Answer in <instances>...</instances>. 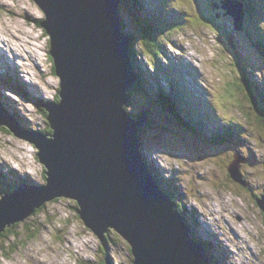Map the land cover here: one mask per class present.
Wrapping results in <instances>:
<instances>
[{
  "label": "rangeland",
  "instance_id": "rangeland-1",
  "mask_svg": "<svg viewBox=\"0 0 264 264\" xmlns=\"http://www.w3.org/2000/svg\"><path fill=\"white\" fill-rule=\"evenodd\" d=\"M138 1L140 3L126 0V11L120 13V16L128 15L130 18L128 25L134 33H129L132 34L135 50L139 53L143 51L139 46V30L144 21L152 18L151 22L161 24L166 23L168 18V23H172L174 18L175 23L166 26L170 30L167 36L153 31L160 45L157 49L175 66L170 68L178 71L172 70L173 75L187 80L190 77L185 73L189 66L196 79L191 84L184 80V89L190 91L191 97L201 101V105L206 104L201 99L203 92L209 101L214 100L213 107L218 109L222 125L210 119V129L224 126L227 137L232 132L229 122L243 125L236 129L237 135L232 134L236 139L235 146L219 147L216 144L211 148L203 147L198 157L183 141L180 140L179 145L176 136L179 131L172 124L165 130L173 133L158 132L160 125L168 123L161 115L155 123H151L152 127L149 125L155 130L149 128L142 135V149L147 163L149 165L150 161L152 168L156 169L161 183L175 190L185 220L194 228L192 232L195 230L193 236L210 244L208 254L215 257L218 264H264V214L255 202V197L264 192V131L256 121L262 110L255 104L251 107L240 89L230 97L231 103L228 99L226 105L217 101L223 90L231 89L229 85L233 88L239 85L233 59L220 36L222 31V35L226 31L221 23L218 28H213L208 21L207 24L204 22L213 20V17L202 10L201 6L205 7L202 0H171L166 10L161 8L163 0ZM216 2H212L213 11H217ZM156 5L160 8L159 13L153 11ZM44 18V13L32 0H0V50L9 59L7 63H0V83L3 87L0 89V102L6 110L13 111L10 99L17 101L18 105L14 102V114L24 126L34 130L46 129V118L37 106L41 99L55 100L59 82L49 58L50 37L35 24ZM262 24L264 32V20ZM156 27L152 25V29L159 30ZM233 29L234 26L227 28L236 39H247L246 33L240 34ZM12 45L20 55H15ZM242 45L238 51L241 58L247 65L253 66L249 78L256 91L264 94V65L244 43ZM160 53L152 57L147 52L150 65L153 66L154 58H160ZM135 60L138 63L136 68L142 67L147 80L148 77L155 78V70L148 64L144 53ZM6 64L10 71L5 68ZM155 64L167 69L161 59H156ZM182 64L184 67L179 66ZM157 83L159 78L152 81V87H156ZM197 87L202 90L201 93ZM131 105V113L136 118L146 114L143 111L150 107L139 95L131 96ZM218 114L212 110L210 116L218 119ZM186 136L193 139L188 133ZM196 146L199 144L196 143ZM240 149L247 160L241 166V173L247 179L250 191L242 190L226 171L232 151ZM36 152L33 144L15 138L7 129L0 128V173L8 176V180L12 177L10 172H15L16 176L12 178L29 177L38 184L44 183V168L37 160ZM43 205L40 213L23 219L25 225L15 229L14 233L18 236L14 241L11 239L7 246H0V264H105L106 257H110L111 264H132L128 244L122 238L117 240V244L111 243L106 247L105 254L108 255L105 256L103 243L101 247L99 239L84 226L74 210L76 204L68 198L57 202L46 201Z\"/></svg>",
  "mask_w": 264,
  "mask_h": 264
},
{
  "label": "water",
  "instance_id": "water-1",
  "mask_svg": "<svg viewBox=\"0 0 264 264\" xmlns=\"http://www.w3.org/2000/svg\"><path fill=\"white\" fill-rule=\"evenodd\" d=\"M32 1L45 15L41 27L50 37L59 102L45 106L48 136L24 134L2 113L0 102V127L36 147L47 182L0 199V231L46 201L65 197L77 202V216L101 247L109 230L118 234L133 264H211L142 162L139 132L147 120H134L125 110L136 78L121 32L122 0ZM235 4L226 1L223 9L242 30L244 14ZM244 162L236 157L228 168L230 179L242 187L247 186L239 171ZM256 204L264 213V196Z\"/></svg>",
  "mask_w": 264,
  "mask_h": 264
},
{
  "label": "trees",
  "instance_id": "trees-1",
  "mask_svg": "<svg viewBox=\"0 0 264 264\" xmlns=\"http://www.w3.org/2000/svg\"><path fill=\"white\" fill-rule=\"evenodd\" d=\"M202 1H203V3H205V7L201 6L202 10L206 11V13L209 12L210 15L213 17V20L208 19L204 22L206 24L209 22L211 25L214 26L213 28H215V27L218 28V24H220V23L223 25L222 29L225 30L226 32H225V35H222L223 34V31H222L220 36L224 40L223 45L226 46V49H227V50L226 49L225 50L230 53V55L233 59V64L236 67V70L238 72L239 85L237 86V88L235 86L233 88V85H229L228 87H230L231 89L226 88L225 90H223L224 93L220 96L221 103L223 105H226V99H228L231 103L230 97H232V94L237 92V89H240L239 91L244 95V98L246 99V101L249 103V105L251 107H253L254 104H255L254 106L261 107L262 111H260V112H262V113H261L259 119L256 121L259 122V124L261 125V127L263 128V131H264V94L259 93L258 90L256 91V89L253 85V82H251V80L249 78V73L251 71L250 69L252 68V66L250 65V67H248L247 62H245L244 59L241 58V55L238 52L239 51L238 40L235 38V35L232 34L231 31L226 30L228 28V23H229L228 18L225 17L221 12L213 11L211 9L210 5L208 4L211 2V0H209V1L202 0ZM212 1H218V0H212ZM237 1H239L240 3L243 4L245 10L247 8V5H246V1H247L248 7L250 8V11L249 12L246 11V12H247V14H250L252 12V6H254L255 3H253L254 5L251 4L250 0H237ZM253 1H255V0H253ZM132 4H133V2H132ZM42 20L36 21L35 24L39 28L44 30L41 27ZM171 24H173V23H167V25H171ZM122 27H123V25H122ZM124 29L127 30L126 27H124ZM141 30L143 31V34H144V35L142 34V36H141V47L143 48V50L146 52H149L150 54L160 53V51L157 49L160 45H159V43H157L158 40L155 38V35L153 34V31H156V32H158V31L155 29H152V24H149V23L145 24V26L142 27ZM44 33H46L45 30H44ZM130 43H131L130 62L132 64H134V60L137 59L139 53L137 51H135V45H134V42L131 38H130ZM252 46H254L256 48V49L255 48L254 49L257 52L258 56L260 58L264 59V42L257 40L256 42H254V45H252ZM160 55H162V54L160 53ZM49 58H50V56H49ZM50 60H51V58H50ZM52 71L54 73L53 65H52ZM167 80H168V83L171 85L172 92H173V90L176 89L177 86L179 87V85H174L177 82L175 80H173L170 75L168 76ZM142 83H143L142 80L139 79V76H138L137 82L135 83L133 90L130 92V94L132 96L135 93L136 94L137 93H139V94L143 93L142 92V90H143ZM143 86H144V84H143ZM152 95L155 97V99L157 101L156 104L158 107H160L161 111L165 112L169 115L170 123L177 130H183V132H185V134L186 133L190 134V136L193 138V140L195 142H197L199 144V146H202L205 148H211L212 145L215 146L214 144H218L220 142V141L218 142L216 137H213V139L211 138L209 141L201 140V138H199V135L195 132L192 125H190L189 123H184L180 119L178 109H177V105L180 102V100H182V101L186 100V98L183 97V95H184L183 93H182L180 99L176 95L174 97L173 94H168V96H165L163 94L159 95L157 92H152ZM54 102H56V103L59 102V87L57 89ZM230 107H232V104L230 105ZM125 109H126L127 113H129V115L134 118V115L131 113L129 106H126ZM44 117H46L45 113H44ZM188 127L191 129V131ZM144 131L145 130H141L139 133L140 149H141L140 151L142 152V155H143V149H142L141 139H142V135H143ZM42 133L45 134L46 136H48L52 133V129L49 126V122L46 125V129L45 130L43 129ZM195 142H193V143L196 145ZM142 159H143L144 164L146 165L145 167L147 168L148 172L150 173L155 184L164 193V195L170 197L171 200L176 204V210L178 212L182 213V210L180 209L179 203L177 202L178 196L176 194H174V190H171L169 187H166V185L162 186L160 184L159 178H157L155 176L154 171L151 170L150 166L148 165L146 158L143 156ZM44 170H43V173H44ZM43 177H44V175H43ZM15 186H16V183H12V182L8 181V179L5 177V175L0 173V191L1 192H3V193L11 192ZM241 189L245 190V191H250V190H248L249 185L247 188H244L241 186ZM254 196H256V195H254ZM61 199H67V198H65V197L56 198L53 200V202L54 201L57 202ZM68 200H70V202H73L74 204H76L74 207V210L76 212L77 207H78L77 202L74 200H71V199H68ZM40 209L41 208H37L32 214L35 215L37 213H40ZM23 225H25V224L23 223V220H22L19 222H15L14 224H11L10 226H8V225L4 226L3 230L0 231V246L1 247L3 245L7 246L8 241H10L11 239L14 241L16 239V237L18 236V235L16 236V233H14L15 229H17L19 226H23ZM193 232L195 235L196 234L195 230H193ZM119 238L120 237L118 235H116L115 233L110 231L109 234L106 235L105 240L103 242V247H102V249L104 250L103 253L105 254L106 247L108 248V246H110L111 243L114 245L117 244V240H120ZM195 239H196V236H195ZM202 246L207 252L210 250V244L209 243L204 242ZM107 255H108V253L105 254V256H107ZM130 256H131V254H130ZM131 262H132V258H131ZM210 263L211 264H218L219 262L217 263L216 259L214 257L213 258L211 257Z\"/></svg>",
  "mask_w": 264,
  "mask_h": 264
},
{
  "label": "bare ground",
  "instance_id": "bare-ground-1",
  "mask_svg": "<svg viewBox=\"0 0 264 264\" xmlns=\"http://www.w3.org/2000/svg\"><path fill=\"white\" fill-rule=\"evenodd\" d=\"M4 42V41H3ZM5 43V42H4ZM5 46V45H4ZM13 47V50H14V52L16 53L15 55H20L19 53H18V50H15L14 49V45H12ZM18 49V48H17ZM12 50V49H11ZM12 50V51H13ZM9 51V50H8ZM27 52V51H26ZM28 53V52H27ZM5 56H6V53H4V52H1V50H0V63H3V61H4V59H5ZM29 57H31L32 56V54H30L29 53V55H28ZM20 57V56H19ZM21 58V57H20ZM37 59V58H36ZM15 60V59H14ZM17 65V64H16ZM18 66V65H17ZM12 72H14V71H12ZM18 85H19V83H17ZM37 88H39V86H37ZM44 93H45V91H44ZM46 94V93H45ZM47 95V94H46ZM48 97V96H47ZM14 102L15 103H17V105H18V102L17 101H15V100H13V99H10V108L12 109V110H16V107H15V105H14ZM7 106V105H6ZM19 107V106H18ZM5 108V107H4ZM8 109V108H7ZM19 109V108H18ZM139 152H140V149H139ZM142 162H143V160H142ZM144 164V163H143ZM144 166H146L145 164H144ZM205 166V165H204ZM206 168V167H205ZM220 204V203H219ZM232 233L233 234H235L233 231H232ZM251 249V248H250ZM253 255V254H252ZM256 256V255H255Z\"/></svg>",
  "mask_w": 264,
  "mask_h": 264
}]
</instances>
